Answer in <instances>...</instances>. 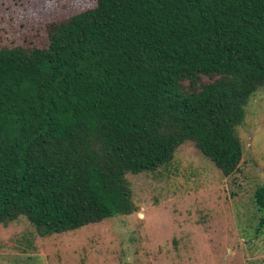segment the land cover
I'll use <instances>...</instances> for the list:
<instances>
[{
	"label": "trees",
	"instance_id": "16d2710c",
	"mask_svg": "<svg viewBox=\"0 0 264 264\" xmlns=\"http://www.w3.org/2000/svg\"><path fill=\"white\" fill-rule=\"evenodd\" d=\"M262 86L264 0H96L44 46H0V224L45 237L132 214L128 175L185 142L232 175Z\"/></svg>",
	"mask_w": 264,
	"mask_h": 264
},
{
	"label": "rangeland",
	"instance_id": "374dc122",
	"mask_svg": "<svg viewBox=\"0 0 264 264\" xmlns=\"http://www.w3.org/2000/svg\"><path fill=\"white\" fill-rule=\"evenodd\" d=\"M96 0H0V46H44L49 25ZM242 162L225 176L191 142L167 164L129 174L138 210L40 236L22 216L0 224V264H264V86L238 128Z\"/></svg>",
	"mask_w": 264,
	"mask_h": 264
}]
</instances>
